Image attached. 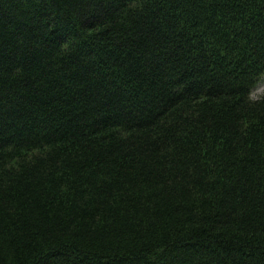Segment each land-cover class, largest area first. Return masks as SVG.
Masks as SVG:
<instances>
[{"label":"trees","instance_id":"1","mask_svg":"<svg viewBox=\"0 0 264 264\" xmlns=\"http://www.w3.org/2000/svg\"><path fill=\"white\" fill-rule=\"evenodd\" d=\"M264 0H0V264H264Z\"/></svg>","mask_w":264,"mask_h":264},{"label":"rangeland","instance_id":"2","mask_svg":"<svg viewBox=\"0 0 264 264\" xmlns=\"http://www.w3.org/2000/svg\"><path fill=\"white\" fill-rule=\"evenodd\" d=\"M262 94H264V76L261 81L253 88L251 97L253 99H256L259 98Z\"/></svg>","mask_w":264,"mask_h":264}]
</instances>
